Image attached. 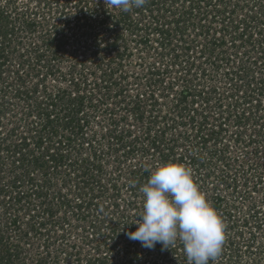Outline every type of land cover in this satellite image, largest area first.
<instances>
[{"label": "rangeland", "instance_id": "rangeland-1", "mask_svg": "<svg viewBox=\"0 0 264 264\" xmlns=\"http://www.w3.org/2000/svg\"><path fill=\"white\" fill-rule=\"evenodd\" d=\"M58 1L8 8L51 24L78 0ZM99 1L92 27L70 20L64 53L46 52V79L29 54L18 67L16 48L0 68V188L24 194L0 206V250L14 264H264V0H146L140 15L132 0ZM92 31L119 33L121 56L96 51ZM73 74L86 78L89 126L55 165L63 153L57 138L36 144L34 104ZM38 157L43 168L29 165ZM55 192L81 208H59Z\"/></svg>", "mask_w": 264, "mask_h": 264}, {"label": "trees", "instance_id": "trees-1", "mask_svg": "<svg viewBox=\"0 0 264 264\" xmlns=\"http://www.w3.org/2000/svg\"><path fill=\"white\" fill-rule=\"evenodd\" d=\"M15 3L17 0H6L4 5L0 4V68L3 69V67H7V65L10 64V54H13L16 52V49H20V51L17 54V57H19L18 67L21 65L22 67L25 66V55L29 54L32 57L33 65L36 68V71L39 73H43L42 78L46 79V76L48 73L46 72L47 68V53L49 55H53V57L61 56L64 51V39L63 36L65 34V26L69 25L70 20H72L74 23L72 25H78V26H84L87 25L89 27H92L93 21V15H97L98 12H103V10H100V7L98 6V3H101L99 0H78L76 1V6L73 8L68 9L67 8V1L61 3L60 8H62L61 11H58L56 17V21L50 24L49 17L46 13H40V10L37 9H30L29 5H26L23 8H17V6L13 5V9L9 10V4ZM13 1V2H12ZM98 1V3H97ZM134 1V5H138L134 8L135 13H139L137 15H140L142 11H145V9H150L149 6L151 4H147L146 0H132ZM137 1V3L135 2ZM139 1V3H138ZM56 4H59L58 0H54ZM38 3H40V0H38ZM125 4V3H124ZM125 6V5H124ZM126 9V8H125ZM100 10V11H99ZM49 11V10H48ZM67 12V13H66ZM51 12H49L50 14ZM61 13L63 16H60ZM128 11L125 10L124 12H121L118 16V19H115L113 23H121L125 22V19H127ZM14 14V16L12 15ZM73 15V16H71ZM116 24V25H117ZM101 30H106L107 28H104L103 24ZM112 25V24H111ZM151 25V24H149ZM157 24H154L155 27H153V32L155 33H161L162 35L165 34L163 32V28L161 26H156ZM70 26V25H69ZM104 30V31H105ZM103 35L98 34L96 31H92L91 33L88 32L89 37L92 38L93 44H95L96 51L100 49L105 50L106 52H117V57L121 56L118 52V43L120 42V34L119 33H113L109 39L108 35L106 36V33H103ZM101 35V36H100ZM13 37V38H11ZM17 38V40H15ZM146 39V40H145ZM162 39H160L159 42H161L162 45ZM26 41L27 44H24L23 47H19L17 43L21 44L22 42ZM29 40V42H28ZM156 42V39H150V37L147 35V38H144L142 41L145 46H147V41ZM17 41V42H16ZM12 43L15 45L13 46ZM151 43V42H150ZM20 46V45H19ZM16 48V49H15ZM9 52V53H8ZM26 52V53H25ZM47 52V53H46ZM187 52V49L184 50V53ZM8 53V54H7ZM86 55V54H85ZM13 57V55H12ZM85 57V56H84ZM10 58V59H9ZM78 58H83V55H78ZM178 58H186L185 55H180L178 53L174 54L173 61L177 60ZM45 59V60H44ZM171 61V60H170ZM187 63V61H186ZM185 63V65H186ZM28 67V66H27ZM45 67V68H44ZM25 68V67H24ZM23 68V70H24ZM168 68H171L169 66ZM75 69V68H74ZM2 73V72H1ZM0 73V75H1ZM83 76H76L72 75L71 78L66 79L65 84L56 89V92H49L48 89H45L48 91L46 92V96L42 97V101L39 103L34 104V110L37 114V117L39 118V130L35 132L37 134V143L41 144L43 140L49 139V138H57L55 142H53L52 153H58V151L62 152L63 155L58 154H50V161H54L55 165L58 164L57 162H62L66 160V156L69 154L67 153V148H71L73 145H75L74 141L78 139V137H85L84 131L89 126V123L87 121V117L84 119L81 117L83 115V109L84 107V92L85 90V81ZM41 85V84H40ZM89 93V92H87ZM186 91L182 92V95H186ZM58 106H61L62 111H56ZM137 118H140L139 115L135 114ZM86 135V134H85ZM28 138L26 136L23 137L22 144L24 146L27 145ZM65 148L64 150H60V148ZM47 153L49 152V148H47ZM19 154V153H18ZM65 154V155H64ZM160 154V153H159ZM162 157L164 158V155L162 154ZM49 159V158H48ZM48 161H44L43 158H32V160H29V165H36L38 168H43V166L46 165ZM30 179V178H29ZM48 181V180H47ZM49 182V181H48ZM50 185V182L49 184ZM16 187V186H15ZM47 187V186H46ZM13 185H6L0 188V206L1 204L7 206L10 208V206H15L17 203H19L23 197L24 194H19V192H14ZM18 193V194H17ZM58 195V206L61 208V206H68L72 207L71 201L65 199L64 195H59L58 192H55ZM79 199V198H78ZM56 200V201H57ZM60 201V202H59ZM79 203H75L74 207L72 209H80L82 206V200H78ZM90 200H88L89 202ZM86 205L90 206V202ZM54 206V203L52 202L49 208ZM96 207V211L99 208H102V205L97 203L96 205H93ZM106 208V207H105ZM46 214L50 215L52 213L51 210H45L43 209ZM100 217L104 218L107 216L101 215ZM96 222V221H94ZM10 224H12L15 228L19 227L18 218L14 216V218H11ZM31 227V224L30 226ZM44 227V223H39L37 229H41ZM32 228V227H31ZM18 230L21 231V228H18ZM23 232V231H22ZM29 228H26V230L23 232L24 236L28 235ZM22 234V235H23ZM16 254H13L7 247L3 248V250H0V264H14L12 261L13 256ZM37 264H43L40 260L36 262ZM16 264V263H15Z\"/></svg>", "mask_w": 264, "mask_h": 264}]
</instances>
